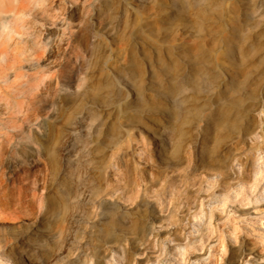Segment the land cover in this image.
<instances>
[{"label":"rangeland","instance_id":"rangeland-1","mask_svg":"<svg viewBox=\"0 0 264 264\" xmlns=\"http://www.w3.org/2000/svg\"><path fill=\"white\" fill-rule=\"evenodd\" d=\"M17 3L0 264H264V0Z\"/></svg>","mask_w":264,"mask_h":264},{"label":"bare ground","instance_id":"bare-ground-1","mask_svg":"<svg viewBox=\"0 0 264 264\" xmlns=\"http://www.w3.org/2000/svg\"><path fill=\"white\" fill-rule=\"evenodd\" d=\"M10 2L11 0H0V45L6 44L7 39L12 35L22 34V26L17 21L21 14H23V6L21 3H17L18 6L14 7L10 5ZM9 14L13 16V20L11 21H8L7 19ZM263 197L264 195L261 196V199H263ZM15 222L8 220L7 223ZM177 247L180 248L179 245Z\"/></svg>","mask_w":264,"mask_h":264}]
</instances>
